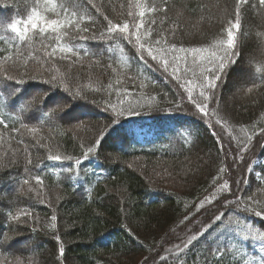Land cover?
Instances as JSON below:
<instances>
[{
	"label": "trees",
	"instance_id": "16d2710c",
	"mask_svg": "<svg viewBox=\"0 0 264 264\" xmlns=\"http://www.w3.org/2000/svg\"><path fill=\"white\" fill-rule=\"evenodd\" d=\"M54 3L67 5L69 0H54ZM36 6L37 0H0L3 32L0 31V134L12 137L13 142H25L23 105L15 107L13 112L12 108L3 106V100L8 97L6 88L18 84L14 83L18 79H13L12 71L25 69L27 62L23 60L35 61L41 57L38 52L60 59L62 65L71 60L74 66L95 65V73L83 77L86 86L82 82L81 86L74 83V76L66 80L70 83L64 88L70 95H75L74 92L84 95L89 103L83 101L79 110L86 108L93 112L87 120L103 121L106 132L93 145L65 123L51 121L49 110L32 117V128L47 133L42 136V144L35 143L34 153L26 159L2 157L5 164L17 167L4 170L0 177V199H3L0 232L5 230V239L10 241L7 246L0 235L3 240L0 260L5 264L20 260L35 264H124L134 256H149L150 261L159 259L158 264H264V239L260 238L264 237V163L256 169V177L249 171L246 173L239 196H229L228 193H236L232 184L220 194L217 190L227 187L222 184L227 176V162L220 157L224 144L215 135L216 127L223 125L230 145L243 147V154L248 156L251 147L263 138L260 135L264 132V3L261 0L241 4L237 0H79L76 19L84 17L80 28L88 31L67 28L59 36L45 34L21 41L10 24L26 18ZM152 6L157 11H149ZM237 9L241 26L235 62H226L221 78L214 82L215 88H202L206 83L204 78L212 76L206 71L213 67L209 63L212 53L225 54L220 41L227 39L225 29L236 19ZM140 12L145 15L141 17ZM50 18L55 17L50 15ZM141 20L140 32H150L142 36L141 42L153 48L157 59L135 43L122 39L118 31H107L111 21L121 26L127 22L129 31L134 32V25ZM58 44L65 51L57 47L51 55ZM69 45L79 56L67 52ZM165 59L167 70L163 66ZM32 72L28 71L27 75L36 77ZM9 76L12 79H7ZM232 79H237V90L227 96L230 98L227 102L226 88ZM29 85L20 84L21 89L15 95ZM38 94L42 95L43 90ZM57 94L54 92L52 97ZM181 94L195 105L207 106L214 129L202 119L179 113L175 107ZM222 102L226 104L225 110L220 106ZM75 110L72 106L69 115L73 116ZM121 110L123 114L117 115ZM156 115L177 121L162 129L153 123ZM136 125L149 127L153 135L141 142L132 130ZM53 155L61 159H49ZM211 156L218 159L217 171L212 169ZM255 156L264 161V147L260 154L251 157L250 164ZM77 159L80 164L75 163ZM132 159L161 165L179 178L185 176L186 181L178 186L181 189H159L129 166ZM205 168L210 169L203 175ZM37 176L42 183L36 182ZM26 180L58 193L54 213L59 219L57 235L51 231L57 222L28 228L10 220L8 214L14 215L22 208L41 214L47 212L33 197L27 199L22 186ZM14 186L18 190L9 193L14 192ZM224 196L229 200L223 201ZM47 214L45 217L50 218ZM218 216L222 220H217ZM198 222L202 230L180 249L182 252L177 253L180 250L176 247L168 252L160 250L179 226Z\"/></svg>",
	"mask_w": 264,
	"mask_h": 264
},
{
	"label": "rangeland",
	"instance_id": "374dc122",
	"mask_svg": "<svg viewBox=\"0 0 264 264\" xmlns=\"http://www.w3.org/2000/svg\"><path fill=\"white\" fill-rule=\"evenodd\" d=\"M1 33L3 32L1 31ZM38 54L41 55V57L38 56L39 59L37 58L39 61H36L37 59L35 61H31L28 59L23 60L27 62L26 63L27 67L26 68L24 67L25 69H23L22 71H18V72L12 71V74L14 75L13 79L14 80L18 79V81L14 83H18V84H15L11 86L10 88L8 87L6 88L7 90L6 95L9 96L10 93H13V98H14L15 93H18L19 90L21 89L20 84L23 86L26 84H31V83L38 84L36 89L32 90L29 94L25 96V101H32V107H30L27 110L22 108L23 113H24L22 121L25 122L24 124L25 133L23 132V135H24L23 138L25 142L23 143L19 141L13 142L12 137L7 136V135L2 136L0 134V137L2 138L0 140V177H1V173H3L4 170L12 169L10 167H17V166H9V164H5L3 162L2 157L5 158L6 160L10 156L13 159H17V158L26 159L34 153L32 151L35 147V143L42 144L41 143L42 136L43 135L46 136L47 133L45 132L41 133L37 129H36L37 131L33 132L32 131L33 124L30 121L34 122V119H32V117H34L37 114L43 113L44 110L45 111L49 110L51 114L49 118L51 119V121L56 122V123H60V122L65 123L67 126L74 129L81 136V138L89 140L90 142L93 143V145L100 140L101 136L105 137L106 131H105L103 121L93 122L91 119L87 120L89 118H86V117L90 116V113L92 114L93 112H90V110L88 111L84 110L86 108L79 110V107L80 105L83 104V101L84 102L86 101L85 98L83 97L84 95L80 92H79V95H76V94L70 95L68 92L65 91V90L67 91L69 90L64 88V86H67L68 83H70V82H66V80L68 79L72 80L74 79V76L76 78V82L74 83L81 86L80 82H82L83 77H85L87 74L90 76V74L95 73V70H96L95 65L92 63H88V64H77V66H74L72 65V63H70L72 60L67 62V65H62L60 59L58 58L47 57L46 53L44 52H38ZM7 71L9 70L7 69ZM28 71H31V72L33 71L32 73L34 74V76L36 75V77L28 76L27 75ZM70 74H73L71 78H70ZM53 77H56V79L53 80L52 79ZM244 78H247V76L245 75ZM235 81H237V79H232L231 82L228 84L226 88L227 89L226 97L237 90V84ZM8 82H11V81H7V83ZM77 85L75 86L76 89L80 90ZM83 85L86 86L85 82L83 83ZM15 86H19V88H15ZM57 86H61L62 88L60 89ZM41 90H43V94L39 95L38 92H40ZM56 91L57 93H59V95L57 94L56 97L55 96L52 97V94ZM74 93H77V92H74ZM229 99L230 98L227 97V102ZM85 103H89V102H85ZM221 105L225 110L226 104H223L222 102L220 106ZM72 106H76V108H74L76 110H75V114L73 116H70L69 115L70 113H68V111L71 110ZM175 108L179 110V113L181 112L188 116L195 115L199 117L200 119H202V122L204 124L208 123L207 125L209 127H212L213 125L212 128L213 129L215 128V125L212 124V121L209 115L208 114L205 115L204 113H201L199 109L196 107V105L193 103V101L185 94H181V100L176 105ZM12 111L16 112L15 109H13ZM225 112L227 113V111ZM149 129H150L149 127H140L139 125H136L133 127V130H135V134L138 136V139L141 142L144 141L145 138L151 137V135H153L152 131L147 133ZM216 129L217 130L215 131V135L218 137V139L220 138L224 144V149L220 150V157L221 159L227 162V166L225 168L227 170V173H226L227 176H226V180L222 182V184H226L227 187L222 189L221 191L220 190H217V191H219L220 194H222L223 190L228 191L230 189L229 186L232 184L234 187V191L236 193L233 195L231 193H228V192L227 193L229 194L231 198L234 195L239 196L238 191L243 186V179H245L246 173L249 171L251 175L256 177L258 175L256 169L261 164L264 163V161H261L262 159H260L258 156H255L253 158V163L250 164L251 157L253 155L260 154L262 147H264V132L260 135V136H263V138H261L259 142L257 143L254 142L255 146L251 147L249 151L250 155L248 156L245 153L243 154V147L241 146L236 147L233 144L230 145L231 141L228 140L227 132L225 131L223 125H218V128L216 127ZM260 136L257 139H259ZM52 148L53 147L51 146L49 151H52ZM247 150H246V153H247ZM246 158H248L247 162H245ZM209 160L214 161V163L212 164V169L214 171H217L219 167V164L217 161L218 159L217 158L215 159V157L211 156ZM28 162L26 163V165L29 164ZM244 162L245 164H243ZM128 164L131 168H134L135 170L142 173V175L146 178V180L149 183H151V185L156 186L159 189L168 190L172 188L173 189L178 188V186H181L184 184V180L186 181L185 176H183V179L179 178L178 174H173V172L170 173L169 169L167 168L165 169L161 165L149 163L143 159H132L131 161L128 162ZM231 166L232 168H230ZM208 169L210 168L204 169L203 175L209 172ZM22 186H23V190H24V193L26 194L27 199H31L33 197L36 203L40 204L45 209H47L46 213H48L47 215H49L50 218L52 217V220L50 218L45 217L46 213L41 214L39 213V211H32V210L29 211L23 208L18 210L14 215L20 214L22 212H27L30 214L20 215L19 219L14 220L11 218L10 220L12 222H18V224H21L22 226L28 227V228L31 227L32 225L35 226L38 223L41 224L43 222H57V224L54 225V227H52L51 229V231L55 232L57 235L59 233V223H58L59 219L57 218L53 219V217H54V213H55L56 206H57L56 202H57L58 193L56 191L49 190L40 184L34 185L32 181H30L28 184H23ZM178 189H181V188H178ZM0 190H2V188ZM17 190H18L17 186H14V192L11 191L9 193L13 194ZM222 198L224 199L223 201L229 200L225 196ZM223 201H221L220 203L221 205ZM1 202H3V199H0V204ZM189 222H195V221L190 220ZM178 228L179 230H175V232L172 234V237H170V241H167V243L162 245L160 249L162 250V252H166V251L168 252L169 250L175 247L176 249L179 248L178 250L180 249L182 250L185 246L189 244L188 241H191V239L197 236L202 230V228H200L199 226V222L193 225H188V224L181 225ZM5 233L6 232L4 230L3 232H0V235H2L3 240H5L6 245L9 246L10 241H7V239H5ZM181 250L179 252L177 251V253L182 252ZM148 257L149 256H134L133 258L127 261H124V264H158L160 263L159 259L155 258L154 260L150 261ZM0 264H5V262L3 263L2 260H0ZM9 264H35V262H31L30 260H20V261L9 263Z\"/></svg>",
	"mask_w": 264,
	"mask_h": 264
},
{
	"label": "snow or ice",
	"instance_id": "6c2138e0",
	"mask_svg": "<svg viewBox=\"0 0 264 264\" xmlns=\"http://www.w3.org/2000/svg\"><path fill=\"white\" fill-rule=\"evenodd\" d=\"M247 0H237L238 4L246 3ZM261 3H264V0H261ZM79 7V0H69V3L67 5L65 4H59L57 5L54 3V0H43V3H40V0H37V6L32 7L30 14H27L26 18L16 20L14 23L10 24V28L13 32L16 33V36L21 41H31L38 37H43L45 34H57L59 36L62 32V30L67 28H74V30H82V31H88L87 28H80V24L82 23L84 17H81L80 20L76 19V11ZM59 8V10H58ZM70 9H72L70 11ZM149 11H157V8L155 6H152ZM50 15L55 18H50ZM145 15L144 12H140V16L143 17ZM87 19H91L90 17H87ZM105 19H107L105 17ZM155 23V21H153ZM240 20H239V9L236 10V19L233 22H230L229 26L225 29L227 39L221 40L220 44L224 45V55L217 56L215 52L212 53L211 58L209 59V63L213 65L212 68L206 69V71L211 72L212 76L205 77L206 83L203 84L201 87L212 89L215 88V81L219 80L221 78L220 74L224 72L226 68V62L234 63L233 57L237 56L238 53L235 51L237 47V33L240 30ZM135 31L130 32L129 31V25L127 22L121 26L120 24L116 23L113 24L111 21H109L107 31L109 33L119 32L120 37L124 40H126L129 44L135 43L138 45L140 49L146 50L148 55L152 56L153 59H157L155 55H153V48L149 47L146 43L141 42L142 36L150 35V32L145 30L144 33L140 32V29L143 28V20L140 21V23L134 25ZM133 36L135 39L133 40ZM163 38V37H162ZM156 43H160L159 40L156 41ZM57 47L60 48L61 52L65 51L64 47H60L58 44L56 47H53L51 55H54L56 52ZM172 48H175V45L172 46ZM67 52L71 53L72 56H79V53L74 51L73 46L69 45L67 46ZM199 51V50H197ZM10 58V57H9ZM67 58V57H66ZM143 58V57H141ZM175 59V57L173 58ZM163 66L167 70L168 67V60H163ZM7 79H12V77H7ZM53 80L56 79V77L52 78ZM22 82V81H21ZM62 82V81H61ZM189 91H191L189 89ZM76 95H79V92L75 93ZM201 96L204 95V92L201 91ZM23 105V108L25 110L32 107V101H25V97L20 94H16L15 98L13 99V93H10L7 98L3 100V106L7 108L14 109L15 107ZM196 107L199 109L201 113H204L207 115L206 111V105L202 104H196ZM54 111V110H53ZM128 111L133 112L132 109H128ZM123 111H118L117 115H122ZM134 114V112H133ZM2 123V121H0ZM33 132L37 131L35 128L32 129ZM92 148L88 149V152H91ZM87 156V153H85V157ZM49 159L57 160L59 161L61 157L59 155H53L50 156ZM31 162V161H29ZM76 164H80V160L77 159L75 161ZM37 183H42V179L37 176L34 178ZM28 181H25V184H27ZM30 213L22 212L17 215H11L9 213L8 215L11 216L12 219L16 220L19 219L20 215H29ZM55 219V217H53ZM217 220H222V217H216ZM195 238V237H194ZM261 239H264V237H260ZM245 239H248V237H245ZM3 243V240H0V244ZM190 244L191 241H188ZM60 254H63V248L60 249Z\"/></svg>",
	"mask_w": 264,
	"mask_h": 264
},
{
	"label": "bare ground",
	"instance_id": "6f19581e",
	"mask_svg": "<svg viewBox=\"0 0 264 264\" xmlns=\"http://www.w3.org/2000/svg\"><path fill=\"white\" fill-rule=\"evenodd\" d=\"M36 87H37L36 84H30L28 87L22 89L19 94L23 95L25 97L27 95V93H29V91L31 92V90L35 89ZM74 108H76V106H74ZM193 118L201 120L199 117H197L195 115H193ZM176 121H177L176 118H162L159 115H156V116H154V122L153 123L156 124L158 127L165 129L168 125H170V123H173Z\"/></svg>",
	"mask_w": 264,
	"mask_h": 264
}]
</instances>
